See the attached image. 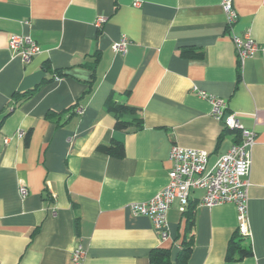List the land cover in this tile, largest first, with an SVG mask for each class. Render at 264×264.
Segmentation results:
<instances>
[{
    "label": "crops",
    "instance_id": "1",
    "mask_svg": "<svg viewBox=\"0 0 264 264\" xmlns=\"http://www.w3.org/2000/svg\"><path fill=\"white\" fill-rule=\"evenodd\" d=\"M222 1L0 0V264H73L78 245L82 264H151L154 248L175 259L188 205V264H264V0H233L232 29ZM246 32L260 49L241 64L232 38ZM12 34L40 51L26 62L10 49ZM123 37L127 50L116 52ZM200 92L225 100V113L256 134L244 241L252 255L240 260L226 259L234 203L206 206L193 190L184 210L169 208L167 238L130 207L166 187L175 144L207 150L213 164L241 141ZM110 98L137 108L143 126L116 130ZM113 140L122 158L98 150Z\"/></svg>",
    "mask_w": 264,
    "mask_h": 264
},
{
    "label": "built area",
    "instance_id": "2",
    "mask_svg": "<svg viewBox=\"0 0 264 264\" xmlns=\"http://www.w3.org/2000/svg\"><path fill=\"white\" fill-rule=\"evenodd\" d=\"M138 5V2H136ZM222 5L228 17V26L232 29L237 20V12L233 0H223ZM105 18H99L104 22ZM233 43L239 63L253 57L260 46L250 32L243 36L233 34ZM128 39L123 37L113 45L116 52L124 53L127 50ZM10 49L20 54L28 62L40 51L38 43L29 35L12 34L9 40ZM201 97L208 99L213 105V115L223 120L226 128L238 130L241 141L233 144L226 153L210 164V153L204 149L186 148L175 144L170 151L169 159L172 167L168 173L169 182L166 187L150 200L134 202L130 205L136 215L148 216L160 232L162 238H167L168 222L167 212L175 201L181 203L184 210L191 199L193 190L201 189L204 195L201 204L214 206L224 203H234L238 214L239 235L248 240L251 238V228L248 216V189L250 186L251 148L255 142V131L247 128L235 113L226 114L225 100L217 98L206 92H200ZM76 112L84 114L85 107L80 105ZM20 193H28L26 186H20ZM85 250L78 245L73 250V264H82Z\"/></svg>",
    "mask_w": 264,
    "mask_h": 264
},
{
    "label": "trees",
    "instance_id": "3",
    "mask_svg": "<svg viewBox=\"0 0 264 264\" xmlns=\"http://www.w3.org/2000/svg\"><path fill=\"white\" fill-rule=\"evenodd\" d=\"M35 90L29 92L27 96H32ZM106 109L107 111L113 113L116 117V130L133 131L140 129L143 126L142 119L137 114L138 109L135 107L115 102L112 100V98H110L106 102ZM47 116L50 118L53 116V113H48ZM98 150L117 158H122L125 155V146L123 142L118 140H113L109 144H101L98 146ZM192 209V205H188L184 212L186 221L185 234L183 236L181 249L178 252L176 258H173L170 249L154 248L149 254V260L151 264H188L193 251L194 243V216ZM245 240L246 239L242 238L237 231L235 237L231 239L229 244L226 256L228 261L240 260L252 255L251 245H244Z\"/></svg>",
    "mask_w": 264,
    "mask_h": 264
}]
</instances>
